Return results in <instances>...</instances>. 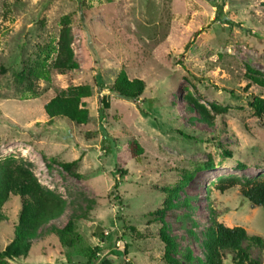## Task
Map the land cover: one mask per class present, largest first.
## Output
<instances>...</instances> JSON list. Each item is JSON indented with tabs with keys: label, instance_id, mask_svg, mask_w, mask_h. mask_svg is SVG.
<instances>
[{
	"label": "rangeland",
	"instance_id": "obj_1",
	"mask_svg": "<svg viewBox=\"0 0 264 264\" xmlns=\"http://www.w3.org/2000/svg\"><path fill=\"white\" fill-rule=\"evenodd\" d=\"M262 1L0 0V160H22L43 188L66 202L62 213L37 231L27 257L10 264H96L102 259L165 264L160 224L152 214L163 207L164 190L181 182L182 170L192 179L164 221L183 264H189L183 259L186 249L203 259L200 242L213 219L264 238V208H253L239 186L224 193L213 188L219 176L244 180L264 174V117H255L249 106L254 97L264 99V87L249 79L264 81ZM67 15L77 69L51 71L49 81L34 83L36 97L22 99L26 88L15 83L16 73L41 47L56 43L59 21ZM121 71L144 81L137 103L109 91ZM80 85L91 88V96L82 100L88 123L50 121L43 106L60 91ZM191 100L214 115L213 125L199 119L202 112ZM211 105L225 111L215 113ZM131 138L144 149L138 159L126 148ZM43 156L77 161L73 171L78 176ZM207 161L214 168L200 170ZM116 182L120 200L111 194ZM20 209L19 197L11 196L3 206L2 250L13 240ZM71 219L81 241L65 248L54 230ZM97 246L102 247L98 261H88L87 249ZM252 253L264 264V254Z\"/></svg>",
	"mask_w": 264,
	"mask_h": 264
},
{
	"label": "trees",
	"instance_id": "obj_2",
	"mask_svg": "<svg viewBox=\"0 0 264 264\" xmlns=\"http://www.w3.org/2000/svg\"><path fill=\"white\" fill-rule=\"evenodd\" d=\"M264 8V0L261 3ZM70 17L63 16L59 21V32L56 43L50 42L41 47L31 64H27L25 68L15 75V83L25 85L24 90L20 92L22 99L33 98L38 95L35 82L39 80L49 81L50 72L57 71L64 73L77 69L78 65L74 60L72 51V33L70 28ZM229 24V23H228ZM249 79L260 87H264V81L255 77ZM102 88V85L99 87ZM109 91L117 97L137 103L145 91V83L141 79H129L124 71H121L114 83L108 87ZM91 96V88L87 85L69 86L65 90L60 91L51 98L44 106L43 111L50 121L64 120L69 124L85 125L89 121V112L82 105V100ZM194 108H198L202 114L200 120L208 125L214 124V115L209 113L196 101L191 100ZM103 109L108 108V103L102 99ZM249 106L253 114L257 118L264 117V99L254 97ZM215 113L223 112L215 105H211ZM107 146H111L107 142ZM129 155L133 158H139L143 155L144 149L134 138L128 140L126 144ZM108 150L109 147H106ZM105 149V150H106ZM225 155L230 156L229 152ZM44 160H49L71 176H78L73 171V167L77 161L62 162L54 159H48L43 156ZM245 168L239 165L238 168ZM200 170H211L214 165L211 161L201 164ZM120 175H125L126 171L116 168ZM181 182L173 184L164 190L165 201L163 207L156 210L152 215L154 220L160 224L158 236L163 243L162 261L165 264H183L176 258L178 251V243L176 238L170 234L169 226L166 224L165 214L177 205L174 200L178 196V192L192 179V173L182 170ZM235 186H239L240 196L246 200L253 208H264V174H259L252 179L241 180L237 175L219 176L213 183V188L219 193H224ZM111 194L117 199L118 183L116 182L111 190ZM19 197L21 209L16 224L13 226V240L2 250L0 249V264H10L14 259L27 257L30 252V241L35 238L37 231L50 220L58 217L65 208V200L52 192L43 188L27 168L25 162L11 157L0 160V223L6 221V216L2 212L3 206L9 201L10 197ZM189 200H185L183 204L189 206ZM121 225L127 223L120 218ZM132 232L134 228L127 226ZM104 239L106 235L101 234ZM55 237L60 246L65 248H73L81 241L80 235L77 233L76 222L69 220L68 223L59 230H54ZM203 259L193 257L190 249H186L183 259L189 264H225L229 260V264H263L257 257H253L252 250L256 249L258 253L264 254V238L259 236H249L242 227H227L216 219L208 226L204 232V238L200 242ZM102 247H94L87 249L86 256L88 261H98L96 255L100 253ZM122 256H126V251L120 252ZM128 263V262H127ZM96 264H112L108 259H102ZM130 264V263H128Z\"/></svg>",
	"mask_w": 264,
	"mask_h": 264
}]
</instances>
